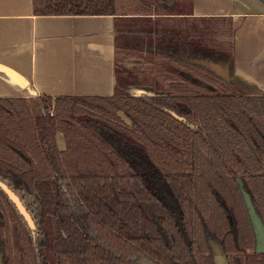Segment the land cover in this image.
<instances>
[{"label":"trees","instance_id":"1","mask_svg":"<svg viewBox=\"0 0 264 264\" xmlns=\"http://www.w3.org/2000/svg\"><path fill=\"white\" fill-rule=\"evenodd\" d=\"M133 1L33 5L37 15L142 13ZM161 19L175 28L166 40L154 29L151 93L41 95L38 116L28 98L0 97L3 264H216L213 239L227 264H264L251 210L264 223V95L239 93L199 59H231L229 17ZM182 38L195 61L171 53Z\"/></svg>","mask_w":264,"mask_h":264},{"label":"crops","instance_id":"2","mask_svg":"<svg viewBox=\"0 0 264 264\" xmlns=\"http://www.w3.org/2000/svg\"><path fill=\"white\" fill-rule=\"evenodd\" d=\"M143 2L133 1L135 7L143 8L138 11L142 13L37 15L33 0H0V97H26L35 103L41 95L96 97L120 90L136 92L131 87L144 85L142 81L118 73L116 65H122L124 55H138L141 60L154 54L159 47L156 26L164 40L170 34L166 32L175 28L159 24L157 18L173 16L186 27L188 16L229 17L234 30L231 59L226 66L216 59L213 65L204 64L233 81L239 92L264 95V0H191L187 5L183 0H161L166 11ZM149 38L156 39L155 43ZM171 50L189 58L183 38ZM150 65L144 68L149 70ZM61 136L58 143L63 147Z\"/></svg>","mask_w":264,"mask_h":264},{"label":"rangeland","instance_id":"3","mask_svg":"<svg viewBox=\"0 0 264 264\" xmlns=\"http://www.w3.org/2000/svg\"><path fill=\"white\" fill-rule=\"evenodd\" d=\"M144 1L143 3L145 4V6L147 5H150L153 9H155V7L159 8L160 6H162L163 8H159L161 11H166V8L165 4H163L161 2V0H142ZM179 2V0H178ZM188 3V0H183V5H187ZM186 11V9H184ZM190 11V9H189ZM157 22H161L158 18H157ZM162 37V36H161ZM163 38V37H162ZM148 40H151L150 38ZM155 40L156 39H153L151 41H153V43L151 44H154L155 43ZM156 46H159L157 45V43H155ZM188 54H189V60H191L190 58H193V56H190V53H191V50L188 46ZM204 54V53H202ZM122 55H120V59H121ZM124 62L122 63V66L123 67H126L130 72V78H132L133 80H136V81H142V84L144 85H141V86H136V87H131L132 90L136 91V92H147V93H151L153 92V90L155 89V86H156V81L154 79V75L152 74V69L149 68V70H146L144 67L150 65V61H148L147 59V56H143V58L141 60H139L140 58H137L139 57L138 55H133V56H130V58H126V56L124 55ZM135 57V58H133ZM201 62L203 63H208V65L210 64H214L216 61H215V58L214 56H212L210 58V62L208 61H204L203 58H199ZM209 59V57H208ZM155 61V60H153ZM215 61V62H214ZM130 62H133V63H130ZM156 62V61H155ZM152 63V62H151ZM217 63V62H216ZM163 64H171L169 60H165L163 62ZM150 66H153V64H151ZM216 68L218 69L219 65H215ZM141 68H144L146 71L145 72H142ZM130 80V79H129ZM238 92L240 90H237ZM241 94H243L242 92H239ZM245 94V93H244ZM30 105H31V109H32V113L34 114V116H38L41 114L42 112V109H41V105H40V101L38 100V102H30ZM86 116L88 118L89 115L87 114H82L80 116V120H85ZM90 118V117H89ZM60 140H61V137H60ZM63 141V140H62ZM63 146H64V143H63ZM251 210H252V214H253V217H254V220H255V226H256V231H257V235H258V246H257V250L259 251H262L264 250V223L262 220H260V218L257 216V214L255 213V210L254 208L251 206ZM211 245H212V252H213V255H214V259L216 261V264H227V259H226V255L225 253L223 252L222 250V247L220 245V243L216 240H211ZM48 264H52V260H50V258H48Z\"/></svg>","mask_w":264,"mask_h":264},{"label":"water","instance_id":"4","mask_svg":"<svg viewBox=\"0 0 264 264\" xmlns=\"http://www.w3.org/2000/svg\"><path fill=\"white\" fill-rule=\"evenodd\" d=\"M224 65H225V64H224ZM225 66H226V65H225ZM211 69L214 70L212 67H211ZM214 71H215V70H214ZM215 72H216V71H215ZM216 73H218V72H216ZM218 74H220V75L222 76L221 73H218ZM1 184H2L4 187L7 188V186H6L4 183H1ZM7 189H8V191H9L11 197H12V198L15 200V202L17 203V205H18L20 211H21V212L24 214V216L26 217V219H27L29 225L31 226V228L35 229L36 226H35L34 220L32 219V216L30 215V213L28 212V210L26 209V207H25V206L23 205V203L21 202L19 196H18L15 192H13L12 190H10L9 188H7ZM160 229L162 230L161 226H160ZM0 264H3V263H2V255H1V253H0Z\"/></svg>","mask_w":264,"mask_h":264}]
</instances>
